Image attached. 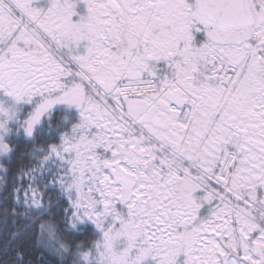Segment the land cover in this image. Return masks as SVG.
I'll return each mask as SVG.
<instances>
[{"label":"snow or ice","instance_id":"obj_1","mask_svg":"<svg viewBox=\"0 0 264 264\" xmlns=\"http://www.w3.org/2000/svg\"><path fill=\"white\" fill-rule=\"evenodd\" d=\"M0 264H264V0H0Z\"/></svg>","mask_w":264,"mask_h":264}]
</instances>
